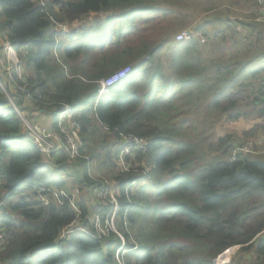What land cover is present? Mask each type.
<instances>
[{
    "label": "trees",
    "instance_id": "obj_1",
    "mask_svg": "<svg viewBox=\"0 0 264 264\" xmlns=\"http://www.w3.org/2000/svg\"><path fill=\"white\" fill-rule=\"evenodd\" d=\"M158 2L0 0V43L9 42L24 66L21 79L0 72V198L8 192L0 206V264H118V260L122 264H214L218 256L220 262L228 261L233 250H226L233 246L252 254L248 260L222 264H264V237L258 235L264 228V159L235 146V138L220 131L212 138V133L208 135L210 154L203 158L200 148L179 134L192 122L197 107L173 110L163 95L155 97L162 86L177 93L192 90V84L202 91V86L219 83L221 88H203L211 89L207 111L231 119L256 115L261 122L264 68L255 83L249 81L243 74V58L259 45L263 31L254 20H226L222 30L203 35L202 43L195 35L205 26L201 24L192 26L191 34L187 31L188 41L166 36L128 42L129 35L150 29L149 18L155 13L162 10V16H172L180 26L188 18V7L202 5V0ZM247 2L255 7L256 19L258 1ZM203 9L210 11L209 6ZM100 13L104 16L99 22L88 20L85 27L68 33L67 25ZM58 24L66 25L63 34H57ZM166 45L172 47L170 54L161 50ZM143 56L96 102L100 79L124 68L125 58ZM162 59L171 66L167 76ZM18 86L24 91H16ZM7 96L27 117L37 107L43 122L62 104L70 105L81 153L87 159L42 154ZM260 122L243 135L254 136L264 127ZM129 134L146 142L147 152H134L133 162L147 158L150 170L131 189L130 205L124 188L136 177L135 170L108 174L119 205L115 225L125 243L116 259L121 240L108 228L105 236L72 231L60 238L73 223L92 227L95 207L89 198L76 201L80 211L76 221L77 211L66 200L44 206L32 187L61 189L71 178L87 190L109 189L91 175V162L99 161V167L115 165L110 148ZM106 210L103 205L102 213Z\"/></svg>",
    "mask_w": 264,
    "mask_h": 264
},
{
    "label": "rangeland",
    "instance_id": "obj_2",
    "mask_svg": "<svg viewBox=\"0 0 264 264\" xmlns=\"http://www.w3.org/2000/svg\"><path fill=\"white\" fill-rule=\"evenodd\" d=\"M209 1L212 3V8L210 9V11H205L202 5L188 7L185 13L188 18L184 19L183 22L180 24V26H178V23L172 19V16H162L161 15L162 10H161V12H157L154 15H152L151 18H149L152 21L149 30H143L141 29L143 27H141L140 28L141 30L138 33L136 34L133 33L129 35L128 37H126V40L130 43H137L140 40L146 39V38H152L155 41V40L162 39L166 36H174L175 41H176L177 36L182 31L186 30L189 32L190 29H192V26L199 25V24L205 25V26L203 27L201 32L195 33L196 36L198 37H204L203 35L212 36L214 32L222 30L223 23H225V21L227 20V16L229 13H241L244 10L243 4H244V7L246 3L251 5V3L247 2V0H241L243 4L240 0H236L235 2H233L234 0H209ZM146 2L150 4H154V5L157 3L160 5V2H158V0H146ZM208 12H210L212 15H207L206 13ZM103 16H104L103 13L90 14L88 17H86L85 19L79 22H74L70 25H67V28L69 31L68 33L75 31V30L70 31L72 29L77 30V29L85 27L89 23L88 20L91 21L90 22L91 24L99 22V20ZM239 28L241 30L242 27H239ZM261 29H264L263 25ZM204 38H199L201 43L205 42ZM190 39H191L190 35H188V37H186L183 41H188ZM261 48L262 50H264V38L260 41L259 45L256 47V49L252 51V53L248 56V58H243L244 60L243 62L245 65V69L243 72L244 77L248 79L249 81L252 80L254 83L255 81L259 79L260 75L263 76L262 74L264 73V72L263 73L260 72L261 69L264 68V59L263 57H261V54L263 51H261ZM161 50H168V54H170L172 47L170 45H166V46H163ZM15 54L17 56L19 66L20 65L22 66L21 72H23L24 66L21 62V57L17 51H15ZM56 54L57 53H55V55ZM144 58L145 56H143L142 58H125V62L128 64L125 65L124 67H126L127 70L130 71L131 66L137 64L140 60ZM162 60L165 63V66L163 67L164 75L167 76V69H170L171 66L167 65V60L165 59H162ZM1 71L2 70L0 68V72ZM256 71H258V73H255ZM27 73L31 74L30 72H27ZM180 75H181V72H180ZM0 81L2 82L1 77H0ZM163 84L164 83H161V85ZM218 84L219 83H214V84H207L205 86H202V91L200 90V88H198V91H197L194 85L192 84V86H190L192 87V90L188 91L187 89L184 88L181 92L179 91L177 93H170L166 90L165 86H162L159 88L160 93L156 94L155 97L159 98L160 96L163 95L162 98L164 100H169L168 104L172 103L171 107H173V110L174 108L184 109L187 112L188 108L197 107V109L193 113L192 122L185 124L184 127L179 129V134L181 136H184L192 140L190 142L193 143L197 147V149L200 148V151H201L200 155L203 158L210 154L209 147H208V143H209L208 135L212 133L211 134V138H212L213 135H215L218 131H220V132H227L231 134L235 138L233 140L235 146L243 147L245 148L246 152L251 151L252 153L250 154H256L258 157H261L264 159V127L261 129H258L255 132V135L251 136L250 138H246L243 135L246 131H249L256 122L258 121L260 122L259 117H257L256 115H249V116L244 115V116H240V118L238 119H234V118L231 119V118H227L226 115H220L218 112H215L212 110H210V112L207 111L206 106L209 102L208 92H210L211 89L208 91H203V88L204 89L210 88V87H215L214 89H216L217 87L221 88L222 85L218 86ZM189 92H191V94H194V96L193 97L188 96ZM162 98L160 99V102H162ZM28 99H26V101H28ZM15 108H16L15 111L17 113V116L19 117V119L22 121L23 124H24L23 120H33L34 123H37L39 125L47 126V127L50 126L48 119L46 120V122L45 121L43 122V120L39 118L40 115L36 109L37 107L36 108L34 107L32 114L28 113V117L25 116V114H27L26 111L20 110L16 106ZM49 116L51 119H54L56 117V114L53 113ZM260 123L264 124V118L261 120ZM24 127L26 128L25 124H24ZM91 163L93 164L91 168V175L101 178L103 182L109 186L110 191L114 193L115 191L114 187L108 181V174L112 173L113 175H115L119 171L125 172L123 171L124 168H122L120 164L117 162L113 166L104 165L102 167H99V161L98 162L93 161ZM130 165H131V168H133L134 170L138 166V164L130 163L129 161L125 162V166L130 167ZM147 169L149 172L150 166H148ZM140 176L143 177L144 175H140ZM63 188L68 190L69 192L72 191L73 194L75 195L76 201L82 200V197H85L86 199L89 198L92 201L102 202L101 200L98 199V196H97L98 192H100L99 186L93 189L87 190L85 186L80 187L76 185L75 183H73L72 179L70 178L65 183V186ZM71 226H75V223H73ZM112 226L117 231L115 220L113 222V218H112ZM259 236L264 237V232H262ZM231 249L233 251L228 261L220 262L218 260V257H219L218 256L215 259L214 264L227 263V262H230L231 259H233L234 261L239 260V259L242 261H245V260H248V254H252V253H246L244 251H241L239 246H233L232 248L226 251H229ZM199 251L200 249L198 248V252ZM120 262L121 261L119 260V263Z\"/></svg>",
    "mask_w": 264,
    "mask_h": 264
},
{
    "label": "built area",
    "instance_id": "obj_3",
    "mask_svg": "<svg viewBox=\"0 0 264 264\" xmlns=\"http://www.w3.org/2000/svg\"><path fill=\"white\" fill-rule=\"evenodd\" d=\"M260 7L258 9V15L256 17V21L264 25V0H257ZM58 35L63 34L66 25L58 24ZM187 31H182L177 38L182 39L188 37ZM0 68L3 72H5L8 78H11L13 75H16L18 78L21 76V65L19 66L17 56L15 54L14 47L7 41H3L0 43ZM127 71V70H126ZM125 68H122L118 72L114 73L109 78L101 79L98 81V96L105 94L109 88V86L113 83V81L120 80L125 75ZM115 77V78H114ZM118 79V80H115ZM0 85L3 87L2 82L0 81ZM262 90L264 92V84L262 86ZM16 91L23 92L24 88L22 86L16 87ZM27 92V91H26ZM27 98H31L30 94L27 92L25 95ZM8 100L11 102V98L7 96ZM15 108V106H14ZM16 109V108H15ZM56 114L54 119L49 121L50 126H42L37 123H34L32 120H23L26 126L25 130L27 133L28 138L30 141L37 147V149L44 155L50 156L51 154H59L64 153L67 155L69 160L76 159L78 157H84L87 159L86 156L82 155L81 153V138L80 135L73 127L72 119H73V112L72 108L68 104H62L59 107V110ZM238 149H235L230 157V160L234 159L235 153ZM136 151L147 152V147L145 141L137 137L133 134L129 135H122L121 138L115 143L113 150L111 152V156L113 160L120 164L123 171L127 172L130 170H134L133 168L125 166V162L129 161L130 163L138 164L135 170H137V178L130 181L125 187V194L129 195L131 189L136 185V182L142 177L140 175H145L148 172L147 167L148 159L146 158L141 163L133 162V155ZM38 195V202L44 206L50 204L51 201L56 202V204L61 205L63 204L64 200H66L70 207L74 208L77 211L76 221H79V214L80 211L76 207V199L73 192H69L68 190L61 188H47L44 186H33L32 187ZM107 188H101L100 192H98L97 196L98 199L102 202L92 201L95 212L92 217V227L93 229L86 226H71L63 232L62 237L69 232L76 231L81 232L87 236L91 237H99L106 235V228L114 232L118 235L121 240L117 251L115 252L116 259L119 258L120 250L125 246L123 237L113 228L112 226V218L114 222L115 214L119 209L118 202L116 197L110 192ZM8 195V192L4 193L0 198V206L3 204L4 198ZM83 198V197H82ZM129 198V197H127ZM79 201V200H77ZM128 204L130 205V200L128 199ZM107 203V204H106ZM104 207L107 206V210L105 216L108 217L102 222V210ZM125 206L124 212L127 213L128 206ZM264 232V228L259 232L260 235ZM3 239L2 232L0 231V243ZM119 261V260H118ZM118 264H122L121 262Z\"/></svg>",
    "mask_w": 264,
    "mask_h": 264
},
{
    "label": "crops",
    "instance_id": "obj_4",
    "mask_svg": "<svg viewBox=\"0 0 264 264\" xmlns=\"http://www.w3.org/2000/svg\"><path fill=\"white\" fill-rule=\"evenodd\" d=\"M236 0H234L233 2H235ZM241 1V0H240ZM242 2V1H241ZM243 4V2H242ZM202 6L203 7H207L209 6V8L211 9L212 8V3L209 1V0H203L202 1ZM243 12L241 13H229L228 16H227V20H254V22H257L255 20V15L254 12H255V7H253L252 5L250 4H246L245 7H244V4H243ZM207 15H212L210 12L206 13ZM257 27L263 31V37H261L262 39L264 38V29H261L260 27V24L258 23L257 24ZM238 30H240V28L238 27ZM242 30V28H241ZM199 38H204V37H199ZM205 39V38H204ZM206 40V39H205ZM249 56V55H248ZM248 56H244V58H248ZM48 116V115H47ZM50 117V116H49Z\"/></svg>",
    "mask_w": 264,
    "mask_h": 264
},
{
    "label": "clouds",
    "instance_id": "obj_5",
    "mask_svg": "<svg viewBox=\"0 0 264 264\" xmlns=\"http://www.w3.org/2000/svg\"><path fill=\"white\" fill-rule=\"evenodd\" d=\"M55 53H56V51H55ZM124 68H125V73H126V74H125L122 78H124V77L127 75V73L129 72V71L127 70L126 67H124ZM126 70H127V71H126ZM114 78H115V77H114ZM122 78H121V79H122ZM20 79H21V76H20ZM102 79H105V78H102ZM121 79H120V80H121ZM100 80H101V79H100ZM118 81H119V80H118ZM118 81H113V83H112L111 85H113L114 83H116V82H118ZM111 85H110V86H111ZM110 86H109V87H110ZM108 89H109V88H108ZM107 91H108V90H107ZM97 93H98V90H97ZM9 97H10V96H9ZM97 100H98V99H96V102H97ZM9 102H10V101H9ZM10 103L13 104V101L11 100ZM13 106H14V104H13ZM14 109H15V108H14ZM72 112H73V111H72ZM50 120H51V118L49 117L48 122H49ZM145 144H146V142H145ZM114 145H115V144H114ZM114 145L111 146V148H110V155H111V152H112V150H113ZM111 157H112V156H111ZM114 163H115V161H114ZM135 172H136V177H135L134 179H136V178H137V175H138V174H137V171H135ZM141 178H142V177H141ZM141 178H140V179H141ZM129 182H130V181H129ZM129 182H128V183H129ZM128 183H126V185H127ZM126 185H125V187H126ZM109 190H110V188H109ZM124 191H125V188H124ZM110 192H111V191H110ZM114 192H115V191H114ZM112 194L114 195V193H112ZM114 196H115V195H114ZM127 197H129V198H127V199H129L130 201H132V198H131V191H130L129 195H127Z\"/></svg>",
    "mask_w": 264,
    "mask_h": 264
},
{
    "label": "bare ground",
    "instance_id": "obj_6",
    "mask_svg": "<svg viewBox=\"0 0 264 264\" xmlns=\"http://www.w3.org/2000/svg\"><path fill=\"white\" fill-rule=\"evenodd\" d=\"M115 80H118V79H115ZM105 214H107V213H105ZM105 214H103L102 217H103Z\"/></svg>",
    "mask_w": 264,
    "mask_h": 264
}]
</instances>
